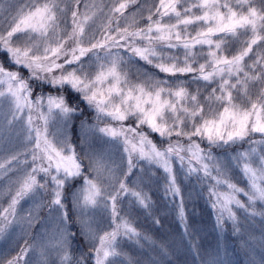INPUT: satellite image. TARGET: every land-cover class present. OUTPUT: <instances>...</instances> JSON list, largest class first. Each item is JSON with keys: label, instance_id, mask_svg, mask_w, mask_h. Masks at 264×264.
<instances>
[{"label": "snow or ice", "instance_id": "snow-or-ice-1", "mask_svg": "<svg viewBox=\"0 0 264 264\" xmlns=\"http://www.w3.org/2000/svg\"><path fill=\"white\" fill-rule=\"evenodd\" d=\"M5 18L0 179L8 178L10 200L0 208V239L10 238L20 220L27 236L45 206L56 224L51 236L25 239L0 264H28L38 242L40 264H124L117 259L121 241L147 237L123 205L151 211L144 176L151 180L153 168L164 174V197L179 198L181 221L180 183L192 176L207 185L217 228L231 222L238 232L237 210L264 218V207H256L264 206V0H5ZM139 61L164 78L146 69L145 79L131 80L125 66ZM66 93L75 94V105ZM81 103L93 122L80 120L74 140L73 121L85 116ZM93 137L116 147L120 161ZM245 143L248 148L223 158L213 153ZM230 169L247 188L232 182ZM135 175L139 183L130 179ZM37 198L41 203L18 217L21 201ZM101 207L105 222L96 220ZM202 264L217 261L209 256Z\"/></svg>", "mask_w": 264, "mask_h": 264}, {"label": "trees", "instance_id": "trees-1", "mask_svg": "<svg viewBox=\"0 0 264 264\" xmlns=\"http://www.w3.org/2000/svg\"><path fill=\"white\" fill-rule=\"evenodd\" d=\"M141 2H145V0H141ZM147 2L151 3V0H147ZM129 11H132V9H129ZM144 22V20L139 21L141 25H143ZM255 49L256 46H254V51ZM150 71L155 75H158L160 78H164L165 76V74L158 73L155 69L151 68ZM21 72L23 75H27L26 70H21ZM132 79L134 82L139 80L134 77H132ZM181 79H188V77H181ZM33 86L37 87L36 84ZM189 87L190 90H194L197 85L192 84ZM43 91L59 93L47 86L43 88ZM66 95L68 96L70 104L75 105L77 103L74 93H66ZM80 107L85 108L82 103L80 104ZM81 118L91 120L92 116L90 114V110L85 108V116H81L79 119H74L73 123L77 125V127L78 121L81 120ZM76 135H78L77 132L76 134H72V138L74 140L76 139ZM152 138L157 140L154 135ZM254 138L259 139V134H256ZM247 145L248 144L245 143L236 144L225 149L213 148V152H223L228 154L236 151L237 149H242ZM202 146L206 147V142L202 144ZM230 177L235 183H237L238 186H246L245 180L242 179L241 174L236 169H230ZM151 185V187L144 188L145 191L148 190L149 196L151 197L152 208L150 212L139 208H130L127 200L123 205L124 209L126 208L125 210L130 212L131 217L135 221L134 226L141 233V236L147 237L146 240L159 239L161 233H175L180 239V249L176 252V254L179 255L180 253H187V251L190 250V253L193 254L192 256H201L202 254L213 250L209 246L212 241L211 239L215 236V238L221 241V252L228 256V262H226L227 264H262V260L253 256L251 249L244 247L243 241L247 234V230H254L250 225L258 226L262 231H264V218L259 215L255 217L246 216L244 213L237 210L240 229L238 232L234 231V225L231 222H226L223 227L217 228L215 226L216 214L210 207L207 185L201 184L195 177L192 176L191 178L183 179L180 183L181 193L183 195V211L185 214V220L181 221L179 218V198L173 199L171 196L165 198L163 195V186L160 181L155 180V182H152ZM240 198L247 203L245 197L241 196ZM256 207L257 210L260 211L264 206H261L258 202ZM128 209H130V211ZM133 211H135L134 215H132ZM124 214L125 213L122 212V215ZM156 220H158L159 223H156ZM184 224L188 226L187 232L184 230ZM146 240L141 239L138 243L134 241H121V248L119 250L122 252V256L117 259L124 262L127 261V264H142L141 260L145 249L142 248L140 244L144 243ZM80 245L83 247L85 252L88 251V247L83 241H81ZM76 248L77 247H74V252H77L75 251ZM245 256L247 257V260L245 259ZM89 264H92V262L90 261ZM166 264L197 263L191 259L187 261L186 258L181 261L172 259L167 261Z\"/></svg>", "mask_w": 264, "mask_h": 264}, {"label": "rangeland", "instance_id": "rangeland-1", "mask_svg": "<svg viewBox=\"0 0 264 264\" xmlns=\"http://www.w3.org/2000/svg\"><path fill=\"white\" fill-rule=\"evenodd\" d=\"M4 2L5 0H0V3H4ZM14 2H18L19 4L24 5V4H27L28 0H14ZM86 2H91V0H86ZM80 11L81 12L84 11L83 7L80 8ZM5 17H7V14H5ZM89 23H91V21ZM6 26H7V18L0 20V28H4ZM146 69L148 70L149 74H154L153 72L150 71L151 69L150 66L145 65L143 61H139L137 63H129L128 65L125 66V70L128 72L131 79L132 77L137 78L139 80L145 79L143 73ZM52 94L59 95V93H52ZM83 119H86V118H81V120ZM88 122L92 123L93 119L88 120ZM79 124H80V120L78 121V127H77L78 134H79ZM102 126H103V123H101V127ZM70 134H71V129H70ZM99 135L100 134H97V137H99ZM97 137L92 138V142L95 144V146L97 148H100L102 146L105 151L110 152L112 154V158L114 160L119 162L121 158V154L119 151H117V148L111 144L104 145L102 140L98 139ZM103 139H107V138L105 137ZM14 143L16 142L14 141ZM246 148H248V145L242 149H237L234 152L228 153L227 155L234 154L238 151H243ZM77 151H80V149L77 148ZM213 153L222 158L226 155L223 152H213ZM21 159H23V157ZM24 167L25 165L23 164L19 165L20 169H23ZM150 175L152 176L151 180L148 178V176H144V182L146 185L144 188L151 187L152 182H155V180L160 181L161 185L163 186L164 174L162 171H157L156 169L153 168L150 172ZM130 179L134 180L136 183H139V175H135ZM232 182L234 181L232 180ZM245 185L246 186L244 188H247V184ZM14 187L15 186H13V190H14ZM79 187H80V184L79 182H77L76 189H73V190L75 191ZM7 188H8V178L4 177L3 179H0V208L7 207L8 202L10 200V195L7 193ZM222 190L226 191L227 189L222 187ZM145 192L149 195L148 190ZM49 199L50 197L45 195L43 197V203H45L46 205ZM34 203H41V199L37 198L35 201H32V200L21 201V204L18 205V208H17L18 217H26L28 214V210L34 206ZM128 210L130 211V209ZM69 211L71 213L70 201H69ZM96 211H97L96 220L105 222L108 216V213L105 212L102 207L100 209H97ZM134 213L135 211L132 212V215H134ZM39 217H40V220L36 222L30 230H28L29 234L27 236L24 235V231H23L26 228V225L23 223V220H20L19 224L14 226V229L12 231L10 238L0 239V259H9L12 256H15L17 252L19 251L20 247L24 245L25 239H28V242L31 244L33 242L32 237H35L38 234L47 233L48 236H51L54 230V226L56 224V219H55L56 213H52L51 215H49L48 208L47 206H45L39 211ZM250 226L254 230H251V229L247 230V234L244 238L243 245L245 248H249L252 250V254L255 258L260 259L262 260V262H264V231H262L260 227L258 226H254V225H250ZM211 240L212 241L209 247L213 249L212 251L206 252L202 254L201 256L199 255L192 256L193 254L190 253V250L187 251V253H180L178 255L176 254V252H178L180 249L179 236L175 233H168V234L161 233L159 239H153V240L148 239L144 243L140 244V246L145 249V251L143 252V258L141 261H142V264H166L167 261L172 260V259L181 261L187 258V261L191 259V260H194L197 264H202L203 260L211 256L217 261V264H227L226 262H228V256L224 255L221 252V249H220L221 241L215 238V236H213ZM80 243L81 241L78 244L80 245ZM74 247H77L76 243L73 244V249ZM73 255L78 256L79 252L78 251L74 252L73 250ZM40 259H41L40 247H39V242H38L35 250L30 251L27 254L26 260L28 261V264H40ZM245 259L247 260L246 256H245ZM124 264H127V261H125Z\"/></svg>", "mask_w": 264, "mask_h": 264}]
</instances>
